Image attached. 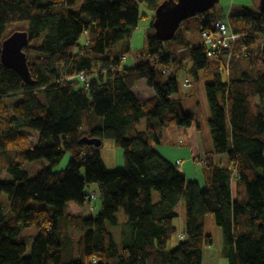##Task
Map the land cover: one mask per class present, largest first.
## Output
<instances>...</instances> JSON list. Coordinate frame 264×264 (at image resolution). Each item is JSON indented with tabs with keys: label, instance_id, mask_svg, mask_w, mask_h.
<instances>
[{
	"label": "trees",
	"instance_id": "obj_1",
	"mask_svg": "<svg viewBox=\"0 0 264 264\" xmlns=\"http://www.w3.org/2000/svg\"><path fill=\"white\" fill-rule=\"evenodd\" d=\"M77 1L80 10L71 9ZM163 1L0 0V172L12 176L0 181L8 199L6 211L0 203V264H203L204 249L213 243L204 231L207 214L221 229L227 264H264V13L252 0L242 13L225 16L238 35L229 60L222 48L208 56L181 25L178 36L177 30L161 41L150 19L140 62L126 65L129 42L117 44L138 26L140 4L153 13ZM209 11L195 16L199 34L216 19ZM17 21H27L14 30L28 33L23 50L31 82L1 61L2 41L14 31L6 33L7 25ZM181 47L196 78L201 71L213 76L205 83L213 147L198 157L203 186L154 147L163 127L195 122L180 97L173 98L179 82L171 65L180 62ZM140 79L154 92L145 101L133 92ZM23 129L38 133L34 145ZM84 136L101 145L80 142ZM105 139L122 149L123 168H107ZM65 152L67 166L54 170ZM217 155L226 156L225 165ZM39 160L47 165L29 177L27 168ZM91 184L98 187V210L70 212L71 203L87 207L92 193L97 198L87 190ZM180 202L183 237L169 248ZM118 225L125 238L120 244L110 229ZM30 227L36 234L24 233Z\"/></svg>",
	"mask_w": 264,
	"mask_h": 264
},
{
	"label": "rangeland",
	"instance_id": "obj_2",
	"mask_svg": "<svg viewBox=\"0 0 264 264\" xmlns=\"http://www.w3.org/2000/svg\"><path fill=\"white\" fill-rule=\"evenodd\" d=\"M47 0H43L46 2ZM81 1H77L71 9L80 10L81 8ZM245 5L249 6L252 5V0H220L218 3L215 4V7L209 11V14H214L217 17L225 18L228 11L230 10V14H238L244 11ZM139 11L141 17L138 22V26L136 29L131 33V36L124 40H121L117 44V49L123 48L128 43L129 45V52H127L125 59L123 60L126 65L133 66L138 64L141 60L140 55L145 52L146 50V36L145 31L146 28L150 25V18L143 16V13L148 14L149 10L143 5L140 4ZM154 18V12L152 14V19ZM198 21L197 17H191L184 20L181 23V29L185 35L192 41L197 37V30H198ZM27 26V21H17L7 25L6 33L14 30L15 28H23ZM18 30V29H16ZM14 30V31H16ZM21 30V29H19ZM179 30L177 35L179 34ZM175 41H171L170 44H173ZM127 45V46H128ZM187 49V48H185ZM180 51V50H179ZM177 51V52H179ZM186 52V51H184ZM186 54V56H185ZM188 52L181 53L180 55L182 59L178 64L171 65V73H175L176 78L179 82V91L173 95V98H182V107L186 114L193 116L195 120L199 121L200 128L199 134L200 137L205 144V146L209 149V143L212 145L211 139V132L210 127L208 125V117H209V106L208 100L205 91V83L207 81H212L213 76L211 73H204L201 71L199 73V77L196 78L190 71L191 68V60L188 57ZM187 58V61H186ZM188 80V84L186 83ZM144 82L143 79L137 83L139 85ZM136 85V86H137ZM146 126V120L143 118L140 121V128L143 129ZM189 129V127H187ZM185 127H178V126H167L163 127L161 132V141L157 144H154V147L157 151H162L166 158L176 161V159H181L182 162L180 166L186 167L187 178L198 180L201 186L204 184V176H203V166L198 161V158H193L191 151H189V147L186 144H180L179 140H186L189 138V133L187 135L183 133L188 131ZM182 131V133L179 132ZM23 133L29 134V143L34 145L38 139V133L30 130V129H23ZM36 138V139H35ZM202 143V144H203ZM101 154L103 160L108 169H119L124 167V158H123V151L119 148L114 140L112 139H105L103 141L101 147ZM205 155V152L202 154V157ZM70 153L65 152L63 158L61 159L60 163L53 167L54 170L64 169L67 166V163L70 159ZM42 164L47 165V162L44 160L34 161L32 162L29 167L27 168L29 172V177H34L38 171L41 169ZM185 165V166H184ZM12 180V176L5 171L0 172V181H10ZM88 192H95L97 194V198L91 200V204L87 207H77L74 206L72 203L69 205V211L72 213H82L88 214L92 213L93 211H97L99 207V191L97 184H91L87 188ZM156 196V194H155ZM0 203L2 204L3 211L8 209V199L7 195L4 193H0ZM30 205L36 207H43L46 206V203L32 200L30 201ZM93 208V209H92ZM179 214L174 220V224L177 227V233L172 237L168 247H174L180 239V234L184 229V209L183 206L179 208ZM118 217L121 221L125 219V216L122 212L118 213ZM123 218V220H122ZM126 228L129 227L125 224ZM110 227V226H109ZM111 231L114 233L115 240L117 243H122L125 238L122 234L123 226H111ZM127 229V230H128ZM204 231L207 234L213 236V243L211 246L206 247L204 249V258L203 264H227V260L223 257L221 253V243H222V236H221V229L216 225L214 215L207 214L205 216V225ZM25 234H36L35 227H30L24 230ZM74 233V232H73ZM75 234V233H74ZM77 235V234H75ZM31 244L27 246V253L30 252ZM68 259V258H65Z\"/></svg>",
	"mask_w": 264,
	"mask_h": 264
},
{
	"label": "water",
	"instance_id": "obj_3",
	"mask_svg": "<svg viewBox=\"0 0 264 264\" xmlns=\"http://www.w3.org/2000/svg\"><path fill=\"white\" fill-rule=\"evenodd\" d=\"M220 0H164L154 11L152 21L155 35L161 41L171 40L181 23L191 17L211 10ZM258 8L264 13V0H258ZM28 33L16 30L2 41L1 61L20 74L25 82H31L27 55L24 47L28 45ZM80 142L101 145V139L84 136Z\"/></svg>",
	"mask_w": 264,
	"mask_h": 264
},
{
	"label": "crops",
	"instance_id": "obj_4",
	"mask_svg": "<svg viewBox=\"0 0 264 264\" xmlns=\"http://www.w3.org/2000/svg\"><path fill=\"white\" fill-rule=\"evenodd\" d=\"M143 5L146 7L145 4H143ZM152 14L153 13L149 10L148 14L143 13V16L152 19ZM228 14H230V10L228 11ZM216 19L218 20V19H220V17H217ZM216 19H213L214 21H212V23H214L216 21ZM183 34L185 35L184 32H183ZM199 40H200V34H199V31L197 30V37L195 39H192L191 42L198 43ZM184 51L188 52V49L182 48L179 52H177V54L179 55V60L182 59V57H183V55L181 56L180 54L181 53L182 54L183 53H186ZM185 56H186V54H185ZM188 57H189V54H188ZM186 61H187V58H186ZM139 81H141V79ZM133 92H134L135 96L138 99H140L141 101H145L146 99H149V98H151L154 95L153 89L147 87L146 84H145V81L143 83L140 82L139 85L135 86L133 88ZM180 99L182 101V98H180ZM199 128H200L199 121L198 120H195V122L189 127V129L187 128L188 131H186V132L183 131V133L186 134V135H187V132L189 133V138L186 139V140L185 139L184 140L181 139L182 142H183L182 144H186L189 147V151H191V154H192L193 158L202 157V154L204 152L206 153L207 151H211L212 150V147H213L210 143H209V146H208L209 149L205 146V144L203 143V141H202V139L200 137L199 130H198ZM179 132L182 133L181 130H179ZM159 152L166 157V155L162 151H159ZM214 157H215V159L217 161H220L222 164H224V165L226 164L227 159H226V156L225 155H217V156H214ZM177 160H181V159L178 158V159H176V161ZM181 162H182V160H181ZM182 164H183V162H182ZM180 169L183 170L184 173H185V175H186V172H187L186 167H183L182 166V167H180ZM186 177H187V175H186ZM188 179H190V178H188ZM180 206H182V203L181 202L178 203V205L176 206V211L178 213H179V209L178 208Z\"/></svg>",
	"mask_w": 264,
	"mask_h": 264
},
{
	"label": "built area",
	"instance_id": "obj_5",
	"mask_svg": "<svg viewBox=\"0 0 264 264\" xmlns=\"http://www.w3.org/2000/svg\"><path fill=\"white\" fill-rule=\"evenodd\" d=\"M228 16V13L226 17ZM237 34L234 33L226 19H218L216 20L211 28H206L201 31L200 33V44L205 46L206 48V54L208 56H213L215 51L218 48H222L225 50H228V60L229 57L233 51L234 44L237 38ZM125 57H123V60ZM228 70V68H227ZM79 78L80 82L82 84H85L86 86L88 85L86 81V77L83 73H79L77 75ZM188 80H186V83L188 84ZM181 161L177 160V163L179 164ZM90 198H96V195L92 193L90 195ZM181 238L183 236H180Z\"/></svg>",
	"mask_w": 264,
	"mask_h": 264
},
{
	"label": "bare ground",
	"instance_id": "obj_6",
	"mask_svg": "<svg viewBox=\"0 0 264 264\" xmlns=\"http://www.w3.org/2000/svg\"><path fill=\"white\" fill-rule=\"evenodd\" d=\"M19 30V29H18ZM26 31V30H25ZM84 34V33H83ZM5 37V36H4ZM7 37V36H6ZM30 41V40H29ZM191 45V44H190ZM170 51V50H169ZM175 53V52H174ZM164 68V67H163Z\"/></svg>",
	"mask_w": 264,
	"mask_h": 264
}]
</instances>
